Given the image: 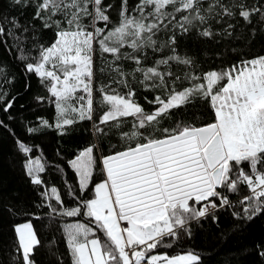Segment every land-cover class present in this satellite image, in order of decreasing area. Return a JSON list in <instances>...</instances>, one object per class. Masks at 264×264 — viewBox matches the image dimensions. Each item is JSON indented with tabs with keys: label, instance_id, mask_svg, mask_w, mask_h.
<instances>
[{
	"label": "snow or ice",
	"instance_id": "obj_1",
	"mask_svg": "<svg viewBox=\"0 0 264 264\" xmlns=\"http://www.w3.org/2000/svg\"><path fill=\"white\" fill-rule=\"evenodd\" d=\"M7 3L19 11H0V46L38 78L47 95L36 102L55 109L52 121L37 117L26 132L64 136L88 121L95 137L66 161L76 178L75 185L64 180L69 204L41 175L47 162L32 158L37 146L0 119L30 183L41 189L32 207L48 209L43 216L59 226L66 249L57 256L55 239L45 246L32 223L42 216L24 210L31 219L13 226L9 264H37L42 247L57 264L65 255L69 264H202L195 250L169 255L167 249L190 240L202 221H217L221 210L245 221L264 214V54L207 67L181 47L193 32L216 40L251 25L253 37L264 34V0ZM28 9L31 18L22 21ZM45 30L54 33L50 43L41 38ZM4 63L0 112L11 121L18 94L9 92ZM113 139L104 153L102 145ZM256 251L264 261V246Z\"/></svg>",
	"mask_w": 264,
	"mask_h": 264
},
{
	"label": "trees",
	"instance_id": "obj_2",
	"mask_svg": "<svg viewBox=\"0 0 264 264\" xmlns=\"http://www.w3.org/2000/svg\"><path fill=\"white\" fill-rule=\"evenodd\" d=\"M4 14L17 15L18 9L9 8L7 0H0ZM119 7V3L115 5ZM32 9L25 11L21 20L30 19ZM116 13L113 12V20H116ZM38 23V22H37ZM241 24L243 22L241 21ZM251 25L241 26L232 32L231 37H217L216 40L205 39L197 36L195 32L185 36L181 41L182 49H186L190 55L207 66L215 67L221 63L236 62L241 58H249L257 54H264V34L257 31L253 37ZM216 29L220 25L215 26ZM42 40L50 43L54 39V33L45 30L42 33ZM206 53V54H205ZM0 61L5 62L4 67L8 77L12 80L9 86L11 95H16L17 100L11 111L14 119L7 120L6 114L0 112V119L10 124L16 136L31 146H37L32 153V158L42 156L46 161V172L41 174L50 186H57L66 203H71V198L65 196L66 189L64 180L75 185L76 178L66 161L95 141L92 133L91 122L85 121L74 127L69 134L60 136L55 130L43 129L37 135H30L26 132V126L36 122L37 117H43L52 121L55 116L54 106L49 104L40 105L34 99L37 95H47L41 87L38 78L34 74H26L23 64L15 59V52L8 53L0 46ZM14 78V79H13ZM26 84L29 85L26 87ZM144 94H141V96ZM151 98V94H147ZM140 103L144 104L141 98ZM146 108L150 106L145 105ZM201 119H207L204 110H200ZM167 123V122H166ZM116 141H106L102 145V151H111V144ZM59 153V154H58ZM24 157L18 152L15 139L6 130L0 129V264H9L12 253V244L15 240L13 226L23 223L31 217L25 214L35 211L42 219L32 220L34 228L39 236L48 246L53 239L56 244L52 245L56 255L66 253L65 245L61 237L58 225H55L43 213L47 208L36 210L32 207L40 201L38 189L30 183L29 177L25 174L22 166ZM55 165H59L66 173L57 172ZM99 172V169L97 170ZM99 176L94 182H99ZM233 200L237 197L232 196ZM18 206L21 212L12 216L6 210L10 206ZM217 221H202L201 226L193 228L192 238L177 242L171 249H167L169 255L178 254L183 251L195 250L203 258L202 264H264V261L257 255V245L264 246V214L256 216L251 221L236 219L231 209L221 210L217 213ZM37 264H57L55 257L51 256L47 247H42L36 254ZM64 264H69L68 257L64 256Z\"/></svg>",
	"mask_w": 264,
	"mask_h": 264
}]
</instances>
